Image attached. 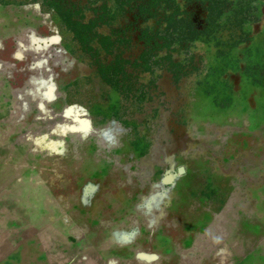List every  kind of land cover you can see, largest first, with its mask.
Masks as SVG:
<instances>
[{
  "label": "rangeland",
  "instance_id": "1",
  "mask_svg": "<svg viewBox=\"0 0 264 264\" xmlns=\"http://www.w3.org/2000/svg\"><path fill=\"white\" fill-rule=\"evenodd\" d=\"M92 90L109 145L119 120L168 141L163 179L194 212L223 215L245 185L264 196L245 174L264 161V0H0V264L83 247L69 202L87 193L64 164L101 134L70 105Z\"/></svg>",
  "mask_w": 264,
  "mask_h": 264
},
{
  "label": "crops",
  "instance_id": "2",
  "mask_svg": "<svg viewBox=\"0 0 264 264\" xmlns=\"http://www.w3.org/2000/svg\"><path fill=\"white\" fill-rule=\"evenodd\" d=\"M78 99L70 105L83 110L86 122L101 133L86 135L78 142L83 152L70 153L64 164L74 191L85 188L87 193L85 198L71 196L69 202L76 223H81L80 214L84 217L85 231L79 237L85 242L68 253L54 249L50 264H225V247L236 255L235 264H253L254 257L264 264L262 187L245 185L243 191L249 194L242 203L230 199L223 206L229 211L204 218L199 204L194 212L163 179L171 171L168 141L129 136V125L119 120L124 134L109 145L104 132L115 120L105 97L92 90ZM260 160L257 167H247V176L264 174Z\"/></svg>",
  "mask_w": 264,
  "mask_h": 264
}]
</instances>
